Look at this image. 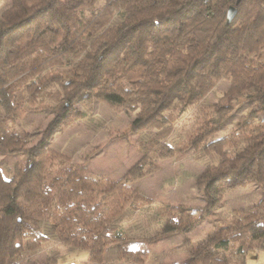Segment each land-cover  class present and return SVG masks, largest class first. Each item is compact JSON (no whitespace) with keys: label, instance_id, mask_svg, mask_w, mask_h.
<instances>
[{"label":"trees","instance_id":"16d2710c","mask_svg":"<svg viewBox=\"0 0 264 264\" xmlns=\"http://www.w3.org/2000/svg\"><path fill=\"white\" fill-rule=\"evenodd\" d=\"M96 1L11 0L0 14V108L5 112L0 116V154L24 159L23 165L14 163L9 178L0 170V264H15L23 248L41 245L46 238L39 224L42 215L55 237L86 250L93 262H101L105 250L123 238L120 228L108 223L131 197H139L124 179H91L69 166L57 164L55 170L48 165L54 152L46 139L81 97L110 104L129 101L136 110L131 129L140 132L166 124L174 100L182 101L174 116L183 114L220 78L229 80L221 98L226 101L213 104L220 116L205 121L219 124L226 109L247 105L251 110L215 140L218 147L228 145L235 152L228 158L226 151L200 177L206 213L219 206L213 192L224 183L259 184L261 199L226 226L230 236L217 228L190 246L179 264H230L226 257L235 240L240 247L245 240L264 247V0H105L120 6L123 19L114 26H104L105 19L94 10ZM230 5L236 11L227 22ZM23 103L53 116L33 144L11 122ZM211 129H196L190 148L196 150ZM158 146V157L171 154L170 146ZM207 148L203 145L202 151ZM146 166L132 167L126 178L141 177ZM51 171L56 175L47 182ZM178 216L165 219L163 232L187 231L202 218L187 214L189 222L182 224V214Z\"/></svg>","mask_w":264,"mask_h":264},{"label":"rangeland","instance_id":"374dc122","mask_svg":"<svg viewBox=\"0 0 264 264\" xmlns=\"http://www.w3.org/2000/svg\"><path fill=\"white\" fill-rule=\"evenodd\" d=\"M10 1L0 0V14ZM94 10L105 19L104 26H114L123 19L118 4L97 0ZM228 86L229 80L220 78L202 99L178 116H174V111L180 108L182 101L174 100L166 111L170 116L166 124L140 132L131 129L136 110L130 107L129 101L110 104L96 97H81L71 106L59 129L52 131L46 139L54 152L50 160L53 163L49 162L48 165L51 169L57 168V164L69 166L71 170H76V174L91 179H124L122 183L139 197H131L118 216L108 223L120 228L123 238L105 250L101 262H93L87 260L86 250L63 243L55 237L50 230L49 220L42 215L39 224L45 240L31 251L23 248L15 264H179L187 259L190 246L217 228L223 229L220 234L230 236L226 226L241 211L249 209L261 199V187L259 184L231 187L224 183L218 191L213 192L214 197L220 198L219 206L206 213L204 182L200 183V177L208 167L218 163L226 151L228 158L235 152L228 145L218 147L215 140L229 133L239 116L251 110V106L247 105L234 111L226 109L227 117L225 120L221 118L219 124L211 125L205 121L206 118L220 116V109L214 110L216 105L213 104L221 100ZM3 113L0 108V116ZM14 114L12 121L8 118V122H13L17 131L27 133L31 144L38 141L53 117L42 110L31 111L24 103ZM208 128H212L210 133L202 136L201 142L197 141L196 150L190 148L189 143L195 135L193 132ZM158 144L170 146L171 154L158 157L160 152L154 150L159 147ZM205 144H208V148L202 151ZM16 161H20L21 165L24 163V159L18 156L0 154V170L5 178L12 176ZM144 162L150 165L146 174L134 180L130 175L126 178L129 169H136L134 166ZM54 174L51 171L46 181L49 182ZM179 214H182V224L189 222L188 217L184 219L187 214L193 219L198 215L202 218L187 231L163 232L165 219L172 216L179 218ZM119 248L124 249L125 256H120ZM226 258L230 264H264V247L260 241L249 243L247 240L240 247L239 241L235 240Z\"/></svg>","mask_w":264,"mask_h":264},{"label":"water","instance_id":"95a60500","mask_svg":"<svg viewBox=\"0 0 264 264\" xmlns=\"http://www.w3.org/2000/svg\"><path fill=\"white\" fill-rule=\"evenodd\" d=\"M236 11V8L234 5H230L228 8H227V12H226V21L229 22L230 19L232 18V16L234 15Z\"/></svg>","mask_w":264,"mask_h":264}]
</instances>
